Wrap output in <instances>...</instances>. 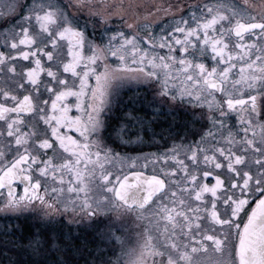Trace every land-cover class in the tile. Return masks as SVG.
I'll return each instance as SVG.
<instances>
[{"label":"snow or ice","instance_id":"6c2138e0","mask_svg":"<svg viewBox=\"0 0 264 264\" xmlns=\"http://www.w3.org/2000/svg\"><path fill=\"white\" fill-rule=\"evenodd\" d=\"M0 217V264H264V0H7Z\"/></svg>","mask_w":264,"mask_h":264},{"label":"flooded vegetation","instance_id":"af4514ba","mask_svg":"<svg viewBox=\"0 0 264 264\" xmlns=\"http://www.w3.org/2000/svg\"><path fill=\"white\" fill-rule=\"evenodd\" d=\"M7 0H0V10H2L4 8V5L6 4ZM131 95V94H129ZM137 107H139L137 105ZM141 115H143V113H141ZM174 123H178V121H173L172 117H167L165 118H161V120L153 127L150 128L147 132V135L144 134V132H140V136L141 138L144 140V151H154L155 148H148L147 145L149 143V141H151L154 145H155V141L158 142L159 144H162L163 141L160 139V135H167V129L169 127L170 124H174ZM153 132L157 133L158 135L153 136ZM173 135H175V132H173ZM169 143H171V141H169ZM157 145V146H158ZM133 155H135L136 153H132ZM26 234V233H24ZM94 247L93 245H89V248Z\"/></svg>","mask_w":264,"mask_h":264},{"label":"rangeland","instance_id":"374dc122","mask_svg":"<svg viewBox=\"0 0 264 264\" xmlns=\"http://www.w3.org/2000/svg\"><path fill=\"white\" fill-rule=\"evenodd\" d=\"M155 145H158V142H157V141H155ZM3 223H4L3 218L0 217V227L3 226ZM26 238H27V239L24 240V243H25V244H27L28 241H29V239H30L28 236H27Z\"/></svg>","mask_w":264,"mask_h":264},{"label":"trees","instance_id":"16d2710c","mask_svg":"<svg viewBox=\"0 0 264 264\" xmlns=\"http://www.w3.org/2000/svg\"><path fill=\"white\" fill-rule=\"evenodd\" d=\"M26 233V232H25ZM23 235L25 236V239H27L26 237H27V234H24L23 233ZM0 239H4L3 237H0Z\"/></svg>","mask_w":264,"mask_h":264}]
</instances>
